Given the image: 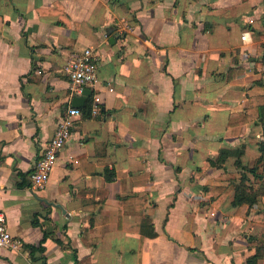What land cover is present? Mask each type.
<instances>
[{"label": "crops", "instance_id": "obj_1", "mask_svg": "<svg viewBox=\"0 0 264 264\" xmlns=\"http://www.w3.org/2000/svg\"><path fill=\"white\" fill-rule=\"evenodd\" d=\"M57 3L72 26L47 11ZM86 47L100 109L73 118L33 191L35 163L72 106L64 65ZM263 53L264 0H0V211L22 243L0 247V264H247L246 235L264 224L235 215L230 195L211 204L204 186L226 184L223 169L194 173L221 147L244 143L243 163L256 158L260 125L227 121L262 92ZM128 194L146 195L154 237L141 239L140 216L121 210ZM42 228L52 235L33 260L24 244Z\"/></svg>", "mask_w": 264, "mask_h": 264}, {"label": "trees", "instance_id": "obj_2", "mask_svg": "<svg viewBox=\"0 0 264 264\" xmlns=\"http://www.w3.org/2000/svg\"><path fill=\"white\" fill-rule=\"evenodd\" d=\"M47 11L57 14L56 23L58 25L63 27L72 26L73 22L60 3H57L55 7L49 8ZM74 25L76 27L79 26L78 23H74ZM261 60L257 64L264 62V53L261 56ZM91 104L92 97L89 95L84 104L79 107L83 118H94L96 116L92 113ZM221 106L224 107L226 104H221ZM250 121L261 127V139L256 143L258 154L253 163H243L241 159L245 154L244 143L236 147H221L217 157H207L203 160L201 166L195 168L194 176H201L210 167L223 169V177L226 184L204 186L211 204L219 206L230 195L229 204L235 208V215L243 216L244 218L250 216L252 221L264 224V88L262 92L248 97L245 112L229 116L227 126L241 125ZM229 159H231V162ZM228 162L232 166L231 169L226 165ZM103 176L105 181H113L116 177L115 169L105 165ZM146 201V195L128 194L119 197V204L124 213L140 216L138 227L141 239L156 235L151 217L143 213ZM33 223L41 226L37 221L36 214ZM42 231L43 236L37 244H24L30 250L33 260L37 259L34 256L36 252H44L45 241L52 235L51 230L48 228H42ZM246 238L248 246L255 249L246 258V263L256 264L257 260L264 256V232L247 234ZM57 242L60 243L61 241L57 239ZM75 262L78 264L77 258H75ZM44 263L45 259L43 258L39 264Z\"/></svg>", "mask_w": 264, "mask_h": 264}, {"label": "built area", "instance_id": "obj_3", "mask_svg": "<svg viewBox=\"0 0 264 264\" xmlns=\"http://www.w3.org/2000/svg\"><path fill=\"white\" fill-rule=\"evenodd\" d=\"M249 33H242L241 39L247 40ZM98 61L93 48L86 47L79 53L73 55L64 65V71L69 78L70 96H82L86 88L91 89L92 113L99 109L98 83ZM88 96H86L87 98ZM81 115V110L76 106H68L65 113L58 121L54 133L48 141L44 151L36 161L33 171L30 174V185L33 191L43 189L49 179L59 151L64 147L70 136L73 127V118ZM22 246L19 239L13 236L8 229L6 216L0 211V247L18 249Z\"/></svg>", "mask_w": 264, "mask_h": 264}, {"label": "water", "instance_id": "obj_4", "mask_svg": "<svg viewBox=\"0 0 264 264\" xmlns=\"http://www.w3.org/2000/svg\"><path fill=\"white\" fill-rule=\"evenodd\" d=\"M113 41V39H112ZM91 95V89L86 88L84 90V95L82 96H73L71 99V105L72 106H76V107H80L84 104L85 100H86V96Z\"/></svg>", "mask_w": 264, "mask_h": 264}, {"label": "rangeland", "instance_id": "obj_5", "mask_svg": "<svg viewBox=\"0 0 264 264\" xmlns=\"http://www.w3.org/2000/svg\"><path fill=\"white\" fill-rule=\"evenodd\" d=\"M229 167H230V166H229ZM215 172H216V171H215ZM218 176H219V175H216V176H215L214 172H213V173H209L208 179H209V180H214V179L218 178Z\"/></svg>", "mask_w": 264, "mask_h": 264}]
</instances>
